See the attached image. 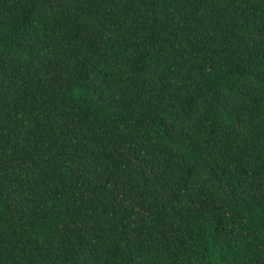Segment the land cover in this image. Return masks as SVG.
I'll return each mask as SVG.
<instances>
[{"label":"trees","instance_id":"obj_1","mask_svg":"<svg viewBox=\"0 0 264 264\" xmlns=\"http://www.w3.org/2000/svg\"><path fill=\"white\" fill-rule=\"evenodd\" d=\"M0 264H264V0H0Z\"/></svg>","mask_w":264,"mask_h":264}]
</instances>
